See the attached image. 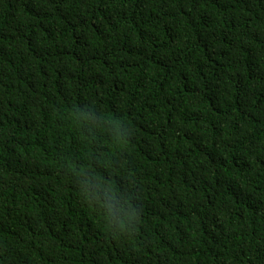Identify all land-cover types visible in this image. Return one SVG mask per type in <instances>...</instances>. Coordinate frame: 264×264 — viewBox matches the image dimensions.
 I'll return each instance as SVG.
<instances>
[{"label": "trees", "instance_id": "obj_1", "mask_svg": "<svg viewBox=\"0 0 264 264\" xmlns=\"http://www.w3.org/2000/svg\"><path fill=\"white\" fill-rule=\"evenodd\" d=\"M0 264H264V0H0Z\"/></svg>", "mask_w": 264, "mask_h": 264}]
</instances>
